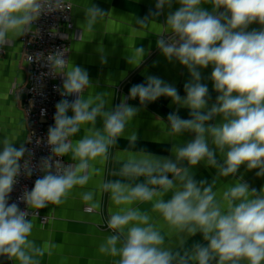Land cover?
Masks as SVG:
<instances>
[{"label":"clouds","instance_id":"1","mask_svg":"<svg viewBox=\"0 0 264 264\" xmlns=\"http://www.w3.org/2000/svg\"><path fill=\"white\" fill-rule=\"evenodd\" d=\"M176 2L179 7L168 13L163 31L156 34V45L169 62L178 61L188 69L191 79L183 86L184 96L162 78L146 75L144 83L131 86L128 95L110 107L109 92L93 91L85 98V91L95 86L86 69L64 58L66 50L58 49L44 58L49 74L63 77L57 91L64 98L55 105L54 124L47 131L51 154L42 157L38 165L44 174L35 180L31 191L25 190L19 197L26 210L15 202L9 204V197L22 172L32 176V152L25 143L15 147V136L0 140V258L41 264L50 251L30 239L34 225L29 217L49 205L64 204L73 189L85 188L94 176L103 175V168L97 165L115 160L122 166L114 174L128 182L102 179L96 186L122 206L108 217L112 234L99 245L100 253L118 257L113 264H264V187L250 189L241 177L226 184L222 193L214 190L221 177H235L241 166L264 177V0ZM172 4L173 0H156L155 11L144 17L131 16L133 31L149 28L153 18ZM204 4H210L211 11ZM65 9L64 0H0V49L33 32V23L42 15ZM83 10L86 21L79 39L85 30L94 33L96 26L112 15L94 4ZM254 23L261 27L249 31ZM51 34L57 35V30L51 29ZM100 51L103 53L102 48ZM146 54L144 47L135 46L126 59L138 67ZM42 57V53L35 55L37 61ZM28 59L30 63L34 57ZM100 60L107 63L103 54ZM209 65V79L217 93L210 106L209 89L201 82L199 71ZM68 96L75 99L69 101ZM160 97L189 110V118H181L178 112L168 114L164 137L178 138L188 132L194 139L173 144L175 159L144 149L112 152L121 137L136 147L137 133H125L140 108L128 100L138 98L140 106L146 107ZM216 117L220 122L211 123ZM98 118L102 128L96 127ZM82 129L84 135L74 141ZM26 153L29 158L23 159ZM65 156L72 162L65 164L59 159ZM201 162L217 169L211 183L194 178L192 168ZM95 195L96 190L80 193L84 202L99 208ZM144 203L151 204L150 211L130 207ZM198 234L206 243L195 242L183 253L174 251L172 236L182 248Z\"/></svg>","mask_w":264,"mask_h":264},{"label":"crops","instance_id":"2","mask_svg":"<svg viewBox=\"0 0 264 264\" xmlns=\"http://www.w3.org/2000/svg\"><path fill=\"white\" fill-rule=\"evenodd\" d=\"M73 3V18L75 29L83 32V25L86 21L85 9L89 4H94L112 15L104 18L96 26L94 33L84 31L83 38L75 39L71 42L70 62L86 69L93 82L95 89L85 91V98L93 91H106L111 93L110 107H115L120 103L122 97L129 93L131 86L145 82L146 75H154L162 78L165 82L175 86L181 96H184V84L191 79L188 69L178 61L169 62L157 48V35L163 31L167 15L174 12L179 7L176 0H173L171 9L167 6L159 17L152 20L147 29L134 32L133 23L129 19L131 16L144 17L149 11H155L156 0H71ZM203 7L211 11L210 4ZM223 11V9H220ZM259 24L249 26V31L259 29ZM19 37L15 43L8 47L6 53L0 60V140L4 136L17 139L15 147L21 143L27 146L29 131L27 120L22 109L23 90L29 85V72L23 47ZM135 46L144 47L146 56L143 63L138 67L127 62V55L131 53ZM103 49L101 53L100 49ZM107 57V63H101V55ZM202 76V83L206 84L211 97L209 106L215 102L217 93L213 89V83L209 79L212 66L199 69ZM73 99L75 97L73 96ZM128 103L140 108L139 113L133 119L131 125L126 130L125 135L135 131L138 135L136 147H130L129 141L125 137L118 139L112 152H123L125 150L138 151L141 149L151 151L157 156L175 159L171 148L173 144H186L194 139L193 133H184L178 138H165L162 129L167 123L169 113L178 112L181 118L188 117L187 108H179L170 98L160 97L157 101L149 103L146 107L140 106L138 98L129 99ZM71 116V111L68 112ZM220 117H216L211 123L220 122ZM86 127V126H85ZM97 128H102V120L97 119ZM84 135L83 129L73 140L80 139ZM214 147L213 145H209ZM2 151V144H0ZM218 161L222 158L217 153ZM66 163H71L70 157L65 156ZM103 168L102 176H94L85 188L76 187L72 194L62 205H49L41 210V214L49 217L50 221L43 225L37 218L32 219L33 231L30 239L38 245L48 246V251L41 258V264H113L118 257H111L99 252V245L105 237L112 234V230L107 227L108 217L119 210L122 206H117L111 201L109 194L101 193L96 189L100 180H125L126 178L115 175L122 166V162L110 160L105 165H97ZM187 166V162H184ZM257 170H247L241 166L235 177H221L216 186V191L222 193L226 184L232 183L235 179L243 178L250 189L257 191L264 187V177L256 176ZM192 173L197 181H211L217 176V169L208 167L201 162L194 168ZM141 180L144 178L141 177ZM88 190H96L95 199L100 202L99 208H92L89 203L81 199L80 193ZM170 198L169 196L165 199ZM93 209L92 213H87L86 208ZM130 207H140L141 210L151 209L150 203L135 204ZM154 216L156 214H153ZM162 222V221H161ZM172 247L181 253L190 250L193 243H206L198 234L190 238L181 248L178 246L175 236L171 238ZM169 238L166 237V244ZM55 245V247H52ZM11 264H17L11 261Z\"/></svg>","mask_w":264,"mask_h":264},{"label":"built area","instance_id":"3","mask_svg":"<svg viewBox=\"0 0 264 264\" xmlns=\"http://www.w3.org/2000/svg\"><path fill=\"white\" fill-rule=\"evenodd\" d=\"M65 10L42 15L33 23V32L26 34L20 38L23 47L25 62L29 72V85L23 90L26 97L22 102V109L27 120L29 131L26 148L32 152L31 164L33 166V174L31 177L26 176L23 172L17 178L13 191L10 193L9 204L15 202L21 210H26L27 206L19 200L25 190L31 191L37 178L43 176V172L39 170V163L42 157L49 156L50 148L47 145V131L54 124L55 105L64 97H61L58 88H62L63 77L60 75L49 74V68L46 67V60L49 53L56 50H66L64 58L70 61L71 42L78 38L81 33L75 29L73 18V3L71 0H64ZM71 9H67V8ZM57 30V35L51 34V29ZM65 38H61V35ZM6 53V46L0 49V60ZM42 53L43 57L37 61L35 55ZM28 56L34 59L29 63ZM69 101L73 100V96L66 97ZM45 110L44 114L41 111ZM39 141V143H37ZM25 154L23 159H28ZM23 159L20 161L23 164ZM55 159V158H54ZM63 163L67 164L65 157L59 158ZM39 209L38 215H32V220L37 218L41 224H47L50 219L41 214ZM35 213V209H30ZM87 213H92L93 209L86 208Z\"/></svg>","mask_w":264,"mask_h":264},{"label":"trees","instance_id":"4","mask_svg":"<svg viewBox=\"0 0 264 264\" xmlns=\"http://www.w3.org/2000/svg\"><path fill=\"white\" fill-rule=\"evenodd\" d=\"M0 264H11V261L4 258H0Z\"/></svg>","mask_w":264,"mask_h":264},{"label":"water","instance_id":"5","mask_svg":"<svg viewBox=\"0 0 264 264\" xmlns=\"http://www.w3.org/2000/svg\"><path fill=\"white\" fill-rule=\"evenodd\" d=\"M25 98H26V97L23 95V96H22V100H25Z\"/></svg>","mask_w":264,"mask_h":264}]
</instances>
